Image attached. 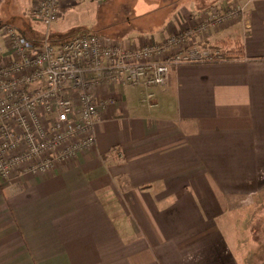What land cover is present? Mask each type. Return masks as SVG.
<instances>
[{
	"label": "crops",
	"instance_id": "obj_1",
	"mask_svg": "<svg viewBox=\"0 0 264 264\" xmlns=\"http://www.w3.org/2000/svg\"><path fill=\"white\" fill-rule=\"evenodd\" d=\"M13 1L0 0V27ZM215 1L138 5L164 15L151 31L161 42ZM242 2L229 36L241 58L179 65L149 89L103 85L92 148L47 174L0 178V264H239L218 222L264 186V0Z\"/></svg>",
	"mask_w": 264,
	"mask_h": 264
},
{
	"label": "built area",
	"instance_id": "obj_2",
	"mask_svg": "<svg viewBox=\"0 0 264 264\" xmlns=\"http://www.w3.org/2000/svg\"><path fill=\"white\" fill-rule=\"evenodd\" d=\"M76 1L35 0L33 19L45 28L40 41L13 27H0L9 52L0 56L2 179L14 172L50 173L57 163L92 148L96 92L101 86H164L179 65L221 60L218 48L198 46L190 41L191 35L240 21L246 11L241 0H227L223 10L212 8L202 15L190 33L169 34L161 42L148 40L143 45L85 34L52 40L50 28L60 16L61 4Z\"/></svg>",
	"mask_w": 264,
	"mask_h": 264
},
{
	"label": "rangeland",
	"instance_id": "obj_3",
	"mask_svg": "<svg viewBox=\"0 0 264 264\" xmlns=\"http://www.w3.org/2000/svg\"><path fill=\"white\" fill-rule=\"evenodd\" d=\"M11 3L15 4L14 7L17 10L15 13L18 15L8 14L7 19L5 18L2 21L7 24L6 26L13 27L18 31H32L36 36L35 41H40L45 28L30 15L33 0H14ZM213 3H216V5H211L207 11L217 7L223 10L224 7L228 6L227 0H224L223 3L222 0H216ZM138 4H140L139 0H78L61 11L59 18L52 23L50 28L51 39L64 38L65 40L76 35L85 34L126 40V35H142L149 41H155L154 34L151 32L152 28L160 25V21L164 20V15L159 17V14H154L155 12L147 13ZM241 4H244L242 0ZM198 20L199 18L193 25L191 24L173 34L177 35L181 31L189 32L196 29ZM238 22L237 20L236 22L235 20L226 22L220 27L221 29L228 27L227 30H230L225 37L222 36L224 39L216 40L217 38L213 36L211 39L216 41L206 46L220 48V51L237 47V44L229 36H231L230 34L236 28L235 24ZM169 34L171 35V33ZM208 34L210 32L206 31L194 36L191 35L190 41H194L192 38L198 37L202 41ZM53 35H58L57 39ZM121 35H124L122 39L118 37ZM3 40L4 38L0 32V51L5 52L6 46ZM221 40L226 41V44H218ZM143 44L141 43V45ZM231 211L228 215L222 217L218 223L235 253L238 263L264 264V186L255 193L249 194L243 201L238 203L236 209Z\"/></svg>",
	"mask_w": 264,
	"mask_h": 264
},
{
	"label": "trees",
	"instance_id": "obj_4",
	"mask_svg": "<svg viewBox=\"0 0 264 264\" xmlns=\"http://www.w3.org/2000/svg\"><path fill=\"white\" fill-rule=\"evenodd\" d=\"M2 27V26H1ZM226 41L221 40L218 44H226ZM237 44V47L231 48V49H226L221 52V60H217L214 63H224V62H229L235 59H239L242 57V45L238 44L240 42H234ZM218 44H215L216 46L220 47ZM220 49V48H218Z\"/></svg>",
	"mask_w": 264,
	"mask_h": 264
}]
</instances>
